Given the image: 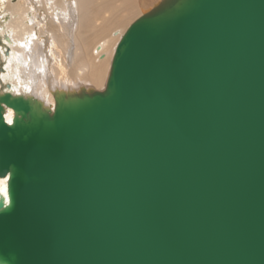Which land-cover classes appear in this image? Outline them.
Listing matches in <instances>:
<instances>
[{
	"label": "water",
	"instance_id": "water-1",
	"mask_svg": "<svg viewBox=\"0 0 264 264\" xmlns=\"http://www.w3.org/2000/svg\"><path fill=\"white\" fill-rule=\"evenodd\" d=\"M54 102L0 93V254L264 264V0H160Z\"/></svg>",
	"mask_w": 264,
	"mask_h": 264
},
{
	"label": "bare ground",
	"instance_id": "bare-ground-1",
	"mask_svg": "<svg viewBox=\"0 0 264 264\" xmlns=\"http://www.w3.org/2000/svg\"><path fill=\"white\" fill-rule=\"evenodd\" d=\"M160 0H0V93L54 107L55 91L102 90L129 24ZM13 111L5 110L10 122ZM0 177V194L6 190Z\"/></svg>",
	"mask_w": 264,
	"mask_h": 264
},
{
	"label": "clouds",
	"instance_id": "clouds-1",
	"mask_svg": "<svg viewBox=\"0 0 264 264\" xmlns=\"http://www.w3.org/2000/svg\"><path fill=\"white\" fill-rule=\"evenodd\" d=\"M11 207L10 204L0 207V214H3ZM0 264H17V258L15 254H9L8 256H4L0 254Z\"/></svg>",
	"mask_w": 264,
	"mask_h": 264
},
{
	"label": "rangeland",
	"instance_id": "rangeland-1",
	"mask_svg": "<svg viewBox=\"0 0 264 264\" xmlns=\"http://www.w3.org/2000/svg\"><path fill=\"white\" fill-rule=\"evenodd\" d=\"M133 20H135V19H133ZM0 42H1V39H0ZM5 63H4V60H3V58H2V56H1V54H0V74H1V70H4L5 69V65H4ZM6 84H9V83H3V81L1 80L0 81V85H1V88L2 89H4L5 88V85Z\"/></svg>",
	"mask_w": 264,
	"mask_h": 264
},
{
	"label": "snow or ice",
	"instance_id": "snow-or-ice-1",
	"mask_svg": "<svg viewBox=\"0 0 264 264\" xmlns=\"http://www.w3.org/2000/svg\"><path fill=\"white\" fill-rule=\"evenodd\" d=\"M4 198L7 199V195L6 194H5Z\"/></svg>",
	"mask_w": 264,
	"mask_h": 264
}]
</instances>
